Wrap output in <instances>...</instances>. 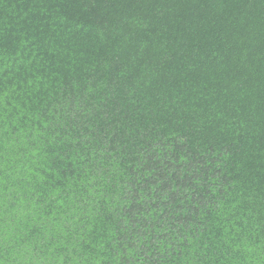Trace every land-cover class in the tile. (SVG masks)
<instances>
[{"label": "trees", "instance_id": "16d2710c", "mask_svg": "<svg viewBox=\"0 0 264 264\" xmlns=\"http://www.w3.org/2000/svg\"><path fill=\"white\" fill-rule=\"evenodd\" d=\"M0 264H264V0H0Z\"/></svg>", "mask_w": 264, "mask_h": 264}]
</instances>
